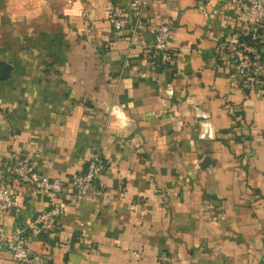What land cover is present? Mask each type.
I'll use <instances>...</instances> for the list:
<instances>
[{"label":"crops","instance_id":"0c3cea01","mask_svg":"<svg viewBox=\"0 0 264 264\" xmlns=\"http://www.w3.org/2000/svg\"><path fill=\"white\" fill-rule=\"evenodd\" d=\"M3 1L0 187L24 209L0 210V226L50 206L14 175L13 151L66 180L96 152L106 163L55 236L28 237L33 264H264V91L244 89L218 49L235 5L80 0L72 17L69 0ZM132 1L171 24L172 63L151 58L154 35L136 18L134 33L108 22ZM0 264H15L5 247Z\"/></svg>","mask_w":264,"mask_h":264},{"label":"built area","instance_id":"2783aa9c","mask_svg":"<svg viewBox=\"0 0 264 264\" xmlns=\"http://www.w3.org/2000/svg\"><path fill=\"white\" fill-rule=\"evenodd\" d=\"M226 1L235 5L236 13L218 45L220 54L232 63L244 89L257 87L264 91V0ZM132 18L137 19V26L147 28L154 35L151 58L157 61L160 56L164 63H172L171 24L143 19L142 5L138 1L126 6H112L107 15L113 27L134 33L135 29L130 27ZM9 158L12 172L22 183L51 198L48 208L34 213L11 233L0 226V248L5 247L11 252L15 264H33L36 256L28 246V237L55 236L68 205L89 195L106 163L103 155L96 152L85 161L83 169L66 180L43 174L29 156L13 151ZM68 183L71 191L65 193ZM22 209L24 206L18 204L11 187L1 186L0 210L17 214Z\"/></svg>","mask_w":264,"mask_h":264},{"label":"clouds","instance_id":"9594fccd","mask_svg":"<svg viewBox=\"0 0 264 264\" xmlns=\"http://www.w3.org/2000/svg\"><path fill=\"white\" fill-rule=\"evenodd\" d=\"M69 2L72 4V7L65 8V14L72 17L80 15L82 10V5L80 3V0H69ZM38 8L39 5H37V9ZM112 114L115 117V120L113 122V127L123 128V126L127 124L128 118L120 108L114 107L112 109Z\"/></svg>","mask_w":264,"mask_h":264},{"label":"rangeland","instance_id":"374dc122","mask_svg":"<svg viewBox=\"0 0 264 264\" xmlns=\"http://www.w3.org/2000/svg\"><path fill=\"white\" fill-rule=\"evenodd\" d=\"M20 1H22V0H20ZM4 2H5V1L0 0V6H1V5L4 6V5H5Z\"/></svg>","mask_w":264,"mask_h":264}]
</instances>
